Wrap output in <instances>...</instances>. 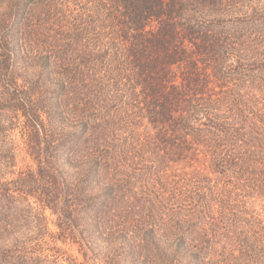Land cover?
Wrapping results in <instances>:
<instances>
[{
    "label": "trees",
    "instance_id": "16d2710c",
    "mask_svg": "<svg viewBox=\"0 0 264 264\" xmlns=\"http://www.w3.org/2000/svg\"><path fill=\"white\" fill-rule=\"evenodd\" d=\"M258 200L264 0H0V264H264Z\"/></svg>",
    "mask_w": 264,
    "mask_h": 264
},
{
    "label": "rangeland",
    "instance_id": "374dc122",
    "mask_svg": "<svg viewBox=\"0 0 264 264\" xmlns=\"http://www.w3.org/2000/svg\"><path fill=\"white\" fill-rule=\"evenodd\" d=\"M30 160L27 159V162H29ZM24 165V163L21 162L20 166ZM261 200H258V204L256 205L257 206V209H260V205H264V202H260ZM46 215L48 217V220H49V223H50V228L53 232H56V227L54 225V221H55V217L52 215V213L50 211H47L46 212ZM50 245L49 247L51 248H56L57 251H60V254H57L56 251L50 253L51 255H56V257H59L60 255V263L61 264H69V257H72L73 259L74 258H79L80 261H82V257L81 255L79 254V252L77 251L76 247L72 246V245H64L63 243L61 242H52L50 241Z\"/></svg>",
    "mask_w": 264,
    "mask_h": 264
}]
</instances>
